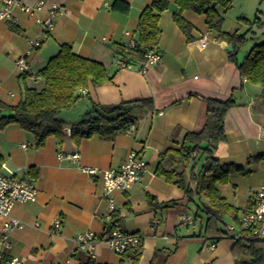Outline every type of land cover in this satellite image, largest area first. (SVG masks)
I'll return each mask as SVG.
<instances>
[{
	"label": "crops",
	"instance_id": "1",
	"mask_svg": "<svg viewBox=\"0 0 264 264\" xmlns=\"http://www.w3.org/2000/svg\"><path fill=\"white\" fill-rule=\"evenodd\" d=\"M20 1L29 6L39 1L44 4L33 14L14 9L15 24L0 21V105L11 107L20 102L23 85L14 62L29 41L40 36L37 20H44L58 7L61 13L56 15L52 31L30 58L25 83H37V72L67 45L75 54L103 65L110 81L82 89L78 103L61 114L65 121L78 120L94 104L115 106L147 99L151 108H134L133 130L120 132L111 140L93 135L76 144L69 137L63 143L50 137L38 148L33 135L15 124L0 131V171L29 180L37 190L34 202L16 204L10 212L24 226L10 233L9 255L22 264H81L89 258L75 249L73 240L90 231L97 236L92 261L119 264L122 257L100 239L109 221L106 217L117 212L120 229L142 238L138 264H235V241L224 233L205 232L206 217L198 208V197L188 201L182 190L156 173L160 153L178 148L187 132L203 128L208 99L232 100L234 105L223 119L226 141L217 145L214 156L222 165L241 167L244 174H231L226 184L217 186L221 197L238 212L237 219L223 221L240 229L239 217L254 207L264 182V87L240 76L229 60V43L207 28L203 15L182 11L181 17L192 27L188 40L174 22L178 12L174 0H167L169 7L158 23L160 61L153 65L135 61L118 68L116 61L124 60L115 48L126 43V32L137 34L141 11L158 0ZM222 30L246 32L241 28ZM203 38L208 43L200 47L197 42ZM131 151L146 162L147 173L128 193H114L113 211L108 210L98 178L82 174L76 161L58 157L77 153L82 165L106 171L117 168ZM198 160L195 171L202 161ZM150 197L156 205L150 204ZM187 215L193 217V224L182 223ZM56 218L62 224L54 233L50 226ZM219 228L224 231L222 223ZM258 237L264 239V233Z\"/></svg>",
	"mask_w": 264,
	"mask_h": 264
},
{
	"label": "trees",
	"instance_id": "2",
	"mask_svg": "<svg viewBox=\"0 0 264 264\" xmlns=\"http://www.w3.org/2000/svg\"><path fill=\"white\" fill-rule=\"evenodd\" d=\"M235 0H174L178 12L173 19L178 28L190 40L191 25L180 15L182 11L203 15L210 31L218 38L232 45L228 53L229 60L235 63L240 76L252 85L264 87V43L254 44L244 58L238 62V51L247 40L245 33L222 30L225 13ZM169 7L167 0H158L146 6L139 15L135 46L127 48L117 46L115 53L127 64L143 62V55L156 49L160 40L158 23L160 15ZM244 22L248 20L239 18ZM260 27L262 23L256 17L250 26ZM22 80L21 100L16 106L0 105V131L10 124L33 135L35 146L42 147L50 137L63 143L66 137L76 144L82 139L98 135L101 139L111 140L135 122L134 108H151V101L144 99L131 103H120L115 106L92 105L78 120L65 121L61 113L72 108L82 98V89L89 85L99 86L110 81L106 69L98 62L75 54L67 45H62L59 52L49 59L47 64L37 72L39 81L33 86L25 83L27 73L19 76ZM234 105L232 100L224 102L208 99L206 120L199 132H187L178 148L168 149L159 156L156 173L167 182L184 192L188 201L198 197V208L205 217V232L221 234L220 223L226 217L237 219V209L221 197L217 188L228 182L231 174L243 175L244 171L236 165H222L214 156L217 145L226 141L223 119L226 112ZM69 130V133L66 130ZM195 154L196 156H192ZM198 158H200L198 160ZM197 160L201 161L195 171ZM191 165L190 169L189 166ZM189 173V177L186 174ZM149 197V196H148ZM150 204L156 205L150 197ZM121 219L117 212L110 214V219L100 239L107 233L120 228ZM142 248L127 252L119 264H138ZM235 264H264V239L257 236H246L235 240L233 248ZM81 264H95L91 259Z\"/></svg>",
	"mask_w": 264,
	"mask_h": 264
},
{
	"label": "built area",
	"instance_id": "3",
	"mask_svg": "<svg viewBox=\"0 0 264 264\" xmlns=\"http://www.w3.org/2000/svg\"><path fill=\"white\" fill-rule=\"evenodd\" d=\"M0 21L15 24L17 19L13 15L14 9H19L24 14H33L40 10L44 4L39 1L36 6L23 4L20 0H0ZM61 9L54 7L49 11L44 20H37L41 25V33L38 38L29 41L26 51L16 58L14 67L16 73L21 76L28 72L30 58L42 46L45 39L54 27V19ZM127 41L125 46L133 48L135 46L136 34L125 33ZM208 41L203 38L197 42L200 47H205ZM144 62L153 65L160 61V54L156 49L149 50L143 55ZM118 68H127L129 64L118 59L116 61ZM133 128L129 127L124 132H130ZM24 147V146H23ZM196 156L195 154H191ZM59 159H69L76 161L82 174L90 179L98 178L102 187L103 197L106 199L108 210L113 211L115 207L114 193L126 194L133 185L139 184L143 176L147 173V164L134 151L129 152L123 162L117 167L106 171H100L95 168L82 165L79 161V155L62 153L58 154ZM37 190L34 185L27 179L17 178L13 173L4 174L0 171V264H22V261L16 257L10 256L11 243L9 240L10 233L15 229H21L24 224L10 217V212L14 205L34 202L36 200ZM107 220L110 216L106 217ZM183 224H193V217L190 215L181 218ZM239 228L235 224L225 223L223 221L224 236L238 240L246 236H260L264 233V182L259 187L256 194L254 207L239 217ZM157 223L158 221H154ZM62 221L59 218L51 222L52 232H58L61 228ZM75 249L85 253L89 259H94V247L97 236L90 231L78 234L74 238ZM103 241L112 249L114 253L122 256L127 252H134L142 248V238L138 234L128 233L120 228L110 230L104 237Z\"/></svg>",
	"mask_w": 264,
	"mask_h": 264
},
{
	"label": "rangeland",
	"instance_id": "4",
	"mask_svg": "<svg viewBox=\"0 0 264 264\" xmlns=\"http://www.w3.org/2000/svg\"><path fill=\"white\" fill-rule=\"evenodd\" d=\"M241 17L246 18L249 23L239 20V18ZM256 17L260 19L262 25L260 27H257L255 25L250 26V23L253 22ZM250 27L252 28L251 31L254 32V35L249 32L247 33L246 37H252L253 40H247L244 46L238 51L237 58H239V60L242 59L241 56L245 54L247 50H249L255 43L259 44V40L264 38V0H236L231 10L227 12L222 25V29L241 28L243 32L247 31ZM262 42H264V39ZM68 110H65L63 112L65 113ZM189 208L191 212H195L194 207L189 206ZM225 223H229V221L226 219Z\"/></svg>",
	"mask_w": 264,
	"mask_h": 264
},
{
	"label": "water",
	"instance_id": "5",
	"mask_svg": "<svg viewBox=\"0 0 264 264\" xmlns=\"http://www.w3.org/2000/svg\"><path fill=\"white\" fill-rule=\"evenodd\" d=\"M226 51H227V52H231V51H232V45H231V44H228V45L226 46ZM66 132L69 133V130L67 129Z\"/></svg>",
	"mask_w": 264,
	"mask_h": 264
}]
</instances>
